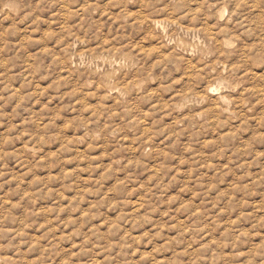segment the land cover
<instances>
[{
	"label": "rangeland",
	"instance_id": "obj_1",
	"mask_svg": "<svg viewBox=\"0 0 264 264\" xmlns=\"http://www.w3.org/2000/svg\"><path fill=\"white\" fill-rule=\"evenodd\" d=\"M0 264H264V0H0Z\"/></svg>",
	"mask_w": 264,
	"mask_h": 264
},
{
	"label": "bare ground",
	"instance_id": "obj_2",
	"mask_svg": "<svg viewBox=\"0 0 264 264\" xmlns=\"http://www.w3.org/2000/svg\"><path fill=\"white\" fill-rule=\"evenodd\" d=\"M215 90V89H214Z\"/></svg>",
	"mask_w": 264,
	"mask_h": 264
}]
</instances>
